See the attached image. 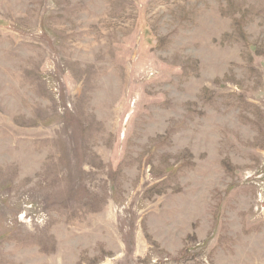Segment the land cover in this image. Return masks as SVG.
Listing matches in <instances>:
<instances>
[{"label": "rangeland", "instance_id": "374dc122", "mask_svg": "<svg viewBox=\"0 0 264 264\" xmlns=\"http://www.w3.org/2000/svg\"><path fill=\"white\" fill-rule=\"evenodd\" d=\"M0 264H264V0H0Z\"/></svg>", "mask_w": 264, "mask_h": 264}, {"label": "bare ground", "instance_id": "6f19581e", "mask_svg": "<svg viewBox=\"0 0 264 264\" xmlns=\"http://www.w3.org/2000/svg\"><path fill=\"white\" fill-rule=\"evenodd\" d=\"M36 259V258H35Z\"/></svg>", "mask_w": 264, "mask_h": 264}]
</instances>
